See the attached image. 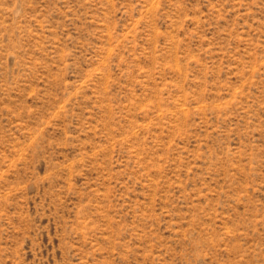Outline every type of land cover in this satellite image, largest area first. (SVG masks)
<instances>
[{"label": "rangeland", "instance_id": "374dc122", "mask_svg": "<svg viewBox=\"0 0 264 264\" xmlns=\"http://www.w3.org/2000/svg\"><path fill=\"white\" fill-rule=\"evenodd\" d=\"M0 264H264V0H0Z\"/></svg>", "mask_w": 264, "mask_h": 264}]
</instances>
